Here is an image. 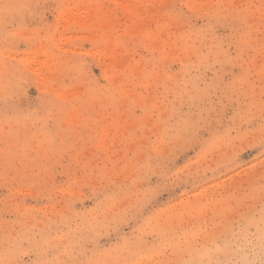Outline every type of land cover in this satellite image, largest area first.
I'll return each instance as SVG.
<instances>
[{
    "label": "rangeland",
    "instance_id": "obj_1",
    "mask_svg": "<svg viewBox=\"0 0 264 264\" xmlns=\"http://www.w3.org/2000/svg\"><path fill=\"white\" fill-rule=\"evenodd\" d=\"M0 264H264V0H0Z\"/></svg>",
    "mask_w": 264,
    "mask_h": 264
}]
</instances>
